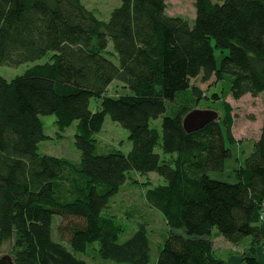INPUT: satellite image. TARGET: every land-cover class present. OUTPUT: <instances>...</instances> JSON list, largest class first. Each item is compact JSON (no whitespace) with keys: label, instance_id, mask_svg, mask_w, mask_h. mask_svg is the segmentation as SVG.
<instances>
[{"label":"trees","instance_id":"obj_1","mask_svg":"<svg viewBox=\"0 0 264 264\" xmlns=\"http://www.w3.org/2000/svg\"><path fill=\"white\" fill-rule=\"evenodd\" d=\"M194 4L192 23L167 0H119L108 19L82 0H0V65L32 64L0 74V249L10 241L16 264H151L154 246L157 264H229L216 239L246 237L240 264H264L253 254L264 246V121L236 155L227 100L264 93V0ZM117 81L127 92L110 91ZM204 99L222 103L221 117L187 132ZM47 115L60 137L76 123L79 158L41 152ZM107 116L129 131L126 151L98 152ZM235 155L234 178L214 177ZM154 172L164 181L138 178ZM126 184L160 214L158 246L147 218L130 217L127 232L114 211Z\"/></svg>","mask_w":264,"mask_h":264},{"label":"rangeland","instance_id":"obj_2","mask_svg":"<svg viewBox=\"0 0 264 264\" xmlns=\"http://www.w3.org/2000/svg\"><path fill=\"white\" fill-rule=\"evenodd\" d=\"M82 2L102 19H108L111 11L119 4V0H82ZM194 3L195 0H167V11L171 15H183L189 18V20L193 23V20L196 16ZM216 56L218 63H220L221 52L219 50H216ZM31 65V63H24L16 67L0 65V74L7 79H11L22 74ZM195 81L196 83L200 84V87L204 91H207L209 88V83L211 82L202 83L200 79ZM110 91L113 94L116 92L119 94L127 92V89L121 85L120 81H117V83L112 85ZM227 100L231 102L234 107L233 114L235 117L234 123L231 127V133L229 134L230 139H228L233 144L236 155L237 153L243 154L245 152V154L241 156L244 158L249 152H251L255 141L260 138L262 133L264 121V93H261L258 96L246 94L239 99L229 96ZM197 108L215 110L219 113V117H221L222 114V103L219 101L214 102L209 99H204ZM43 121L45 125V132L51 138L41 142V152L55 156H70L79 158L80 151L75 144L76 123L69 127L64 132V135L60 137L58 133L59 127L55 123L56 117L54 115L43 116ZM98 137L101 141V144L98 147L99 153H107L115 148H121L126 151L131 146L129 131L112 120L110 116L106 117L104 127L102 131L98 133ZM236 155L232 158V160L230 159L227 162L225 171L218 173V175L214 174V177H218L220 179L234 178L232 174L238 160V156ZM138 178L142 182L149 180L154 184L164 181V179L155 172ZM113 203L115 204L113 205V209L117 213L119 220H121V222L123 221L127 232H130L135 228L133 223H128V219H130V217H132L131 219L147 218L148 223L153 226L152 233L154 234H152V240L157 246L160 244L162 237L164 238L162 218L159 213L148 207V204L146 203L143 196V186L126 184L122 189L120 196H118V198H116ZM252 241V237H246L239 246H236L222 238H217V253L220 256L223 255L225 257H228L229 254L236 253H241L243 255L242 250H246V248L251 245ZM257 248L253 252L255 256L257 255ZM11 250L12 243L10 241L5 242L0 249V258L3 256H8L9 253H11ZM157 258L158 247L154 246L151 264H157ZM89 264L101 263L98 261V259H94L92 255L89 258Z\"/></svg>","mask_w":264,"mask_h":264},{"label":"water","instance_id":"obj_3","mask_svg":"<svg viewBox=\"0 0 264 264\" xmlns=\"http://www.w3.org/2000/svg\"><path fill=\"white\" fill-rule=\"evenodd\" d=\"M219 113L212 109L196 108L189 112L183 121V126L187 132L196 131L207 124L218 120ZM0 264H16L12 256H3L0 258Z\"/></svg>","mask_w":264,"mask_h":264},{"label":"crops","instance_id":"obj_4","mask_svg":"<svg viewBox=\"0 0 264 264\" xmlns=\"http://www.w3.org/2000/svg\"><path fill=\"white\" fill-rule=\"evenodd\" d=\"M261 226L262 228L264 229V216H263V219H262V222H261ZM229 244V243H228ZM257 258L259 259V261L261 262H264V246H259L257 248ZM243 251L245 250H242V253H244ZM242 259V254H231L229 256V264H240V261Z\"/></svg>","mask_w":264,"mask_h":264}]
</instances>
